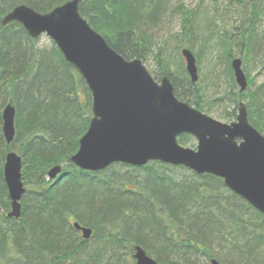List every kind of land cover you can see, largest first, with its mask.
Returning <instances> with one entry per match:
<instances>
[{
	"label": "trees",
	"instance_id": "trees-1",
	"mask_svg": "<svg viewBox=\"0 0 264 264\" xmlns=\"http://www.w3.org/2000/svg\"><path fill=\"white\" fill-rule=\"evenodd\" d=\"M67 1L0 0V21L18 5L46 14ZM172 1L86 0L79 13L125 60L142 61L153 53L159 65L153 78L167 77L176 98L203 113L204 80L191 83L179 52L188 49L199 62L202 51H216L230 81L223 100L233 109L225 119L235 118L238 103L246 99L249 123L264 136L263 85L251 91L247 77L248 88L241 93L231 69L234 49L247 61L262 48L264 0H225L219 8L239 19L232 31L225 29L217 0H210L209 10L202 9L204 0L193 9L172 8ZM174 13L181 29L166 52L168 42L156 47L151 31ZM35 44L17 23L0 27V264H135V247L159 264H201V258L207 264L216 258L215 246L223 255L221 264H264V215L222 180L155 162L132 168L144 175L127 179L114 172L101 178L106 170L87 173L74 167L69 160L89 125L90 93L53 43L48 49ZM7 104L15 109L10 144L2 135ZM191 140L181 135L178 143ZM9 152L22 162L26 192L19 219L7 218L10 200L2 167ZM55 166H63L64 176L52 183L46 176ZM177 171L181 176L173 175ZM74 223L91 231L88 240Z\"/></svg>",
	"mask_w": 264,
	"mask_h": 264
},
{
	"label": "water",
	"instance_id": "water-1",
	"mask_svg": "<svg viewBox=\"0 0 264 264\" xmlns=\"http://www.w3.org/2000/svg\"><path fill=\"white\" fill-rule=\"evenodd\" d=\"M84 1H67L46 14L18 5L0 21V27L19 24L31 39L47 36L91 94L92 118L70 163L89 173L113 164L144 167L159 162L183 167L196 175L221 179L227 189L264 215V137L248 122L245 105L240 103L235 121L225 124L179 101L167 77L156 82L140 60H125L89 26L79 13ZM181 54L195 84V58L186 49ZM241 64L234 59L231 69L237 87L244 92L247 80ZM14 119L15 109L7 104L1 113L6 144L14 138ZM183 134L196 140L194 150L178 144ZM21 169L20 156L7 153L2 169L10 200L7 218L21 216L20 201L26 191ZM61 170L53 167L47 174L49 180H60ZM73 227L84 240L90 238L89 229L77 223ZM133 259L135 264H159L140 247L134 248ZM209 264L220 263L211 259Z\"/></svg>",
	"mask_w": 264,
	"mask_h": 264
},
{
	"label": "rangeland",
	"instance_id": "rangeland-1",
	"mask_svg": "<svg viewBox=\"0 0 264 264\" xmlns=\"http://www.w3.org/2000/svg\"><path fill=\"white\" fill-rule=\"evenodd\" d=\"M199 0H173L172 2V8H175L174 6L182 5L183 8L193 9L197 6ZM217 7L218 12L221 14H224L226 16L225 19V26L226 30L232 31V27H235L238 23V15L233 14L230 12H227L223 9V11L219 8L222 3H226L225 0H217ZM208 8L211 9L210 0H204L202 3V9ZM222 8V7H221ZM260 29H264V22L260 24ZM181 29V21L178 14L174 13L173 16L166 14L164 16V19L162 23L151 31V35L153 38V43L156 47L162 46L164 42H168V44L165 45L166 52L170 51V49L175 46V36L179 34ZM35 40V39H34ZM52 45L51 40L45 36L42 35L39 38L36 39L35 47L37 48H50ZM261 49L258 51V55L249 60H245L242 58V56L234 49L233 55L235 57H239L242 61V69L245 73V76L248 77L251 81H253L250 90L254 91L261 87L259 98L262 100L264 104V39L263 43L261 45ZM196 52V51H195ZM180 53V52H179ZM216 51H202L200 54V60L196 62V68L198 73V79L203 78V83L201 87L203 88L204 93V110L207 111L205 114L209 116L210 118L219 121L221 123H230L235 120L233 118L231 121H227L225 119V113L231 112L233 109V106H230V103L223 100L225 97L226 92L229 91V85L230 81L229 78L224 70L225 68V60L222 59L220 56L219 58L216 55ZM175 54H173L174 56ZM182 59V58H181ZM143 65L146 67V69L151 73L152 76H156L159 71V65L156 61L154 54H150L145 60H142ZM182 63L184 64V61L182 59ZM160 80V79H158ZM91 98V96H90ZM243 103L246 105V99L242 100ZM91 102V99H90ZM91 109V104H90ZM91 112V110H90ZM237 114V110H235V116ZM91 118V113L90 117ZM197 145V142L195 139L191 140L188 145H182L184 148L187 149H195ZM63 167V166H62ZM174 171V170H173ZM114 172L117 176H121L122 179L132 178V176H139L141 178L144 175V172L137 169L135 171H132V167L124 166L121 164H115L111 167H109L105 173L102 175L100 174L99 177L106 178L107 176H111V173ZM176 173V174H175ZM173 173V175L181 176L182 172L177 171ZM132 175V176H131ZM47 179V176H46ZM134 185L130 183L129 188L133 189ZM224 200L226 198V195L223 196ZM212 253L216 256L215 260L220 263V256L221 255L220 249L218 246L213 247ZM218 257V258H217ZM200 262L204 263V258H201ZM201 263V264H202ZM209 264V261L207 262Z\"/></svg>",
	"mask_w": 264,
	"mask_h": 264
},
{
	"label": "bare ground",
	"instance_id": "bare-ground-1",
	"mask_svg": "<svg viewBox=\"0 0 264 264\" xmlns=\"http://www.w3.org/2000/svg\"><path fill=\"white\" fill-rule=\"evenodd\" d=\"M2 113V112H1Z\"/></svg>",
	"mask_w": 264,
	"mask_h": 264
}]
</instances>
